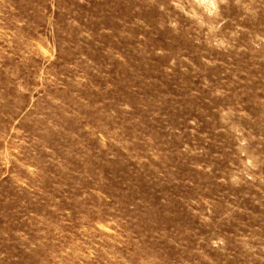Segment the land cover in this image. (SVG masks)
Wrapping results in <instances>:
<instances>
[{"label": "rangeland", "instance_id": "rangeland-1", "mask_svg": "<svg viewBox=\"0 0 264 264\" xmlns=\"http://www.w3.org/2000/svg\"><path fill=\"white\" fill-rule=\"evenodd\" d=\"M0 264H264V0H0Z\"/></svg>", "mask_w": 264, "mask_h": 264}]
</instances>
